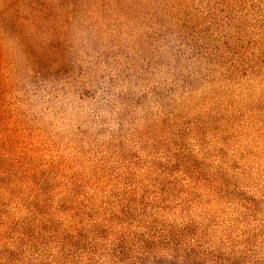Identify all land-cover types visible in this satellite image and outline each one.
<instances>
[{"label":"rangeland","instance_id":"374dc122","mask_svg":"<svg viewBox=\"0 0 264 264\" xmlns=\"http://www.w3.org/2000/svg\"><path fill=\"white\" fill-rule=\"evenodd\" d=\"M0 100L17 264L124 206L264 264V0H0Z\"/></svg>","mask_w":264,"mask_h":264},{"label":"trees","instance_id":"16d2710c","mask_svg":"<svg viewBox=\"0 0 264 264\" xmlns=\"http://www.w3.org/2000/svg\"><path fill=\"white\" fill-rule=\"evenodd\" d=\"M3 118L0 104L1 124ZM129 210L124 206L109 213L103 223L61 232L59 253L71 259L69 264H91L98 258L101 264H245L208 247L190 226H172L157 217L141 222L140 217L130 218ZM17 235L16 246L0 251V264H17L22 255L19 244L38 239L36 234Z\"/></svg>","mask_w":264,"mask_h":264}]
</instances>
